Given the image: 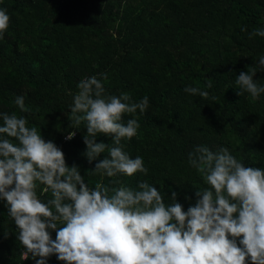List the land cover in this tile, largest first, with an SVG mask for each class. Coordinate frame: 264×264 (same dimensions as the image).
Listing matches in <instances>:
<instances>
[{
    "label": "trees",
    "instance_id": "trees-1",
    "mask_svg": "<svg viewBox=\"0 0 264 264\" xmlns=\"http://www.w3.org/2000/svg\"><path fill=\"white\" fill-rule=\"evenodd\" d=\"M0 10L10 17L0 38V113L35 125L90 186L120 180L135 187L145 180L166 206L175 192L186 212L206 187L188 163L197 146L226 147L245 166L264 169V93L256 100L240 97L235 84L264 56V37L249 38L254 29L264 30V0H0ZM101 74L107 75L101 79L107 95L127 93L133 102L148 97L143 113L123 117L125 124L136 119L139 128L121 141L131 158L144 160L147 176L87 175L107 153L88 162L87 130L70 127V106L79 82ZM254 80L264 87V71ZM187 87L208 95H191ZM18 96L26 112L15 105ZM71 131L76 135L67 140ZM112 139L96 137L108 145ZM42 188L37 195L51 198ZM23 251L7 202L0 200V264H36L31 256L22 259ZM46 264L64 262L53 255Z\"/></svg>",
    "mask_w": 264,
    "mask_h": 264
},
{
    "label": "clouds",
    "instance_id": "clouds-1",
    "mask_svg": "<svg viewBox=\"0 0 264 264\" xmlns=\"http://www.w3.org/2000/svg\"><path fill=\"white\" fill-rule=\"evenodd\" d=\"M9 24V15L0 10V38ZM257 36L264 37V30L254 29L249 38ZM258 71H264V56L237 76L238 96L247 93L256 100L264 93L254 80ZM101 79L107 75L81 80L70 106V127L87 130L88 162L107 153L87 175L147 176L144 160L131 158L121 141L131 140L139 128L136 119L125 124L123 117L143 113L148 97L133 102L127 93L107 95ZM185 91L208 95L197 87ZM14 103L27 111L23 97ZM0 120V200L7 202L18 229L22 259L31 256L36 264L53 255L64 264H247L250 259L264 264V169L245 166L228 148L213 152L202 145L189 153L188 163L206 187L196 191L195 205L185 212L175 192L166 206L161 192L145 180L135 187L120 180L90 186L80 168L69 167L63 151L26 118L4 112ZM75 135L71 131L66 139ZM98 135L112 137V143H98ZM40 185L51 198L37 195Z\"/></svg>",
    "mask_w": 264,
    "mask_h": 264
}]
</instances>
